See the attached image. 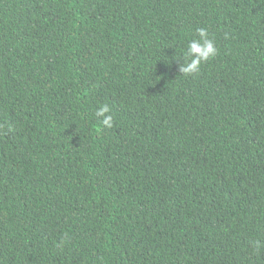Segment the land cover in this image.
<instances>
[{
	"label": "trees",
	"instance_id": "1",
	"mask_svg": "<svg viewBox=\"0 0 264 264\" xmlns=\"http://www.w3.org/2000/svg\"><path fill=\"white\" fill-rule=\"evenodd\" d=\"M0 264H264V0H0Z\"/></svg>",
	"mask_w": 264,
	"mask_h": 264
},
{
	"label": "clouds",
	"instance_id": "2",
	"mask_svg": "<svg viewBox=\"0 0 264 264\" xmlns=\"http://www.w3.org/2000/svg\"><path fill=\"white\" fill-rule=\"evenodd\" d=\"M196 39L188 43L187 52L185 55V64L181 68L183 75L197 74L203 63H207L218 54L215 41L210 38L207 29H196ZM95 115L97 118H102L101 123L107 128H112L114 119L111 115V109L107 104L99 107Z\"/></svg>",
	"mask_w": 264,
	"mask_h": 264
}]
</instances>
